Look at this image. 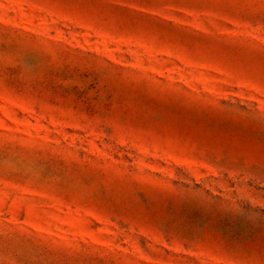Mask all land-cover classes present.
<instances>
[{
    "label": "rangeland",
    "instance_id": "374dc122",
    "mask_svg": "<svg viewBox=\"0 0 264 264\" xmlns=\"http://www.w3.org/2000/svg\"><path fill=\"white\" fill-rule=\"evenodd\" d=\"M0 264H264V0H0Z\"/></svg>",
    "mask_w": 264,
    "mask_h": 264
}]
</instances>
